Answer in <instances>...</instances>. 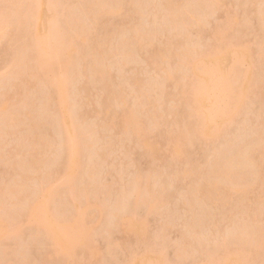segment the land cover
<instances>
[{
    "label": "rangeland",
    "instance_id": "rangeland-1",
    "mask_svg": "<svg viewBox=\"0 0 264 264\" xmlns=\"http://www.w3.org/2000/svg\"><path fill=\"white\" fill-rule=\"evenodd\" d=\"M13 1L0 0V264H59L62 258V264H68L67 261L70 264H146L148 258L151 262L147 264H218L220 260L226 264H256L254 262L258 260L260 264L261 258L264 261V176L252 180L257 174L255 168L249 169L251 165L236 162L239 159L237 155H242L245 150L239 149L242 153L233 150L243 146L246 140L245 144L249 146L254 140L257 146L258 138L264 140V132L263 135L260 132L264 129L261 127L264 126V121L261 122L264 120V19L261 16L264 0H215V6L208 0H171L179 7V11L183 10L178 14V10H174L175 15L167 10L165 4L169 0H125L122 10L105 15L96 22L92 18L96 7L94 3L102 2L108 7L117 8L119 0H41L42 17L49 16L50 6L55 5L60 9L63 4L65 7L69 5L67 9L64 7L63 10L62 6L60 10L64 17L67 15L63 19L66 21L61 20L63 17L58 14L61 26L66 27V22L70 21L71 25L68 26L72 29L76 21L80 25L76 23L74 26L77 31L85 29L86 34L76 43L80 48H77L78 55L74 54L77 67L71 65L72 69L66 71L68 76H73L68 79V102L61 107L51 93V87H47V81L44 83L41 80L62 77L65 66L55 62L46 77L40 76L39 80V76L36 78L34 73L37 70L33 69L34 65H30V62L24 65L18 48L23 40L26 43L23 42L22 46H26L29 40L25 38L27 35L18 40L17 37L24 34L22 29H28L26 31L29 34V27L20 28L19 33L17 22L23 16L14 13L19 8L16 0ZM86 5L92 7L86 9L90 12L88 14L83 10ZM131 7L136 8L133 10ZM137 7H140L139 10ZM65 11H70V15ZM77 16L83 19V23ZM76 28L73 30L76 31ZM136 32L141 33L145 40L142 49L131 43L136 42ZM218 39L227 48L216 59L196 57L207 53ZM95 45H98L99 57L92 48ZM101 47H107L108 51L103 52ZM129 47L137 51L134 48L130 51ZM186 48L188 53L184 50ZM163 50L169 53H164L165 57L161 55ZM189 54L195 57L197 64L202 59L201 62L204 61L206 66L209 64L211 67L210 63L213 64L214 69L218 65L222 75L218 69L211 68V71H217L214 74L222 76L227 85L220 92L216 106L213 105V95L210 93V96L208 93L199 96L195 104L196 112L187 104L189 81L193 75L189 73L191 70L187 64L191 57ZM96 56L101 60H96ZM235 56H244L243 61H240V57L235 65ZM101 66H104L106 74L99 77L93 71ZM235 66L242 70V74L240 78L237 76L230 81V69ZM245 69L246 72L243 71ZM172 70L177 77H174L176 75ZM167 73H173L174 78L169 80ZM194 73L193 79L198 78L207 83V74L203 75L198 70ZM25 81L30 85H25ZM229 86L231 89L228 92ZM143 87L144 90L141 89ZM150 90L148 101V96H145ZM142 91L144 94H141ZM234 97L239 101L236 107L232 104ZM139 100L144 102L139 104ZM67 103L70 105L68 108ZM3 109H6L5 113ZM127 110H137L142 114L139 116L137 113L144 122L140 126V136L134 134L129 125L121 122ZM197 113L212 114L211 135L190 134ZM3 114L9 118L6 119ZM150 117L155 123H152ZM33 121L36 122L34 128ZM5 122L13 126H5ZM75 126L80 130L79 138L76 137L77 133L75 135ZM35 135L41 138L37 139ZM74 135L77 142H80L77 145L82 146L72 166L68 161L67 150ZM35 139L39 140L37 145L46 141L47 146L44 143L38 145L39 148H33L35 145H31ZM84 140L87 142L84 143ZM259 144H264V141ZM235 151L239 153L236 160L233 158ZM227 155L230 158L223 159L222 164L234 159L236 166L229 171L234 173L228 174L229 177H221L225 180L223 185L219 178L222 186L214 188L212 193L197 192L195 189L199 183L219 181L216 175H212L213 169L222 165L221 157ZM207 178L210 180L206 181ZM242 182L247 185L245 191L231 190L232 183L239 185ZM143 190L145 192L142 193ZM193 193H199V198L192 197ZM226 193L229 195L226 199L228 202L224 201ZM150 194L159 201L154 209L148 210L147 202L143 201L151 198L146 197ZM31 206L36 210L33 216ZM36 213L42 214L41 217ZM75 217L78 219H75L74 224ZM124 217L121 225L120 218ZM85 218L88 223H84ZM41 220L44 226L40 224ZM189 222H192L191 226ZM253 223H260L257 230ZM59 225L69 230L62 228L61 231L57 229ZM67 231L78 238L75 245L77 248L72 246L74 244L64 243L67 240L61 233L68 235ZM74 231L76 235L81 233H78L80 237L75 236ZM189 231L193 232L192 235ZM252 232H255L254 236ZM246 234L250 235L247 237ZM89 247L91 252L88 251ZM86 250L87 253H84Z\"/></svg>",
    "mask_w": 264,
    "mask_h": 264
},
{
    "label": "bare ground",
    "instance_id": "bare-ground-1",
    "mask_svg": "<svg viewBox=\"0 0 264 264\" xmlns=\"http://www.w3.org/2000/svg\"><path fill=\"white\" fill-rule=\"evenodd\" d=\"M47 1V0H46ZM97 1V0H96ZM95 1V2H96ZM105 1V0H104ZM116 1H118V0H116ZM115 1V2H116ZM207 1V0H206ZM13 2H15V0L13 1ZM93 2V1H92ZM123 2L124 3H126L127 2V0H126V2H125V0H119V3H120V5H118L117 6V8L116 7H114L113 5V7H108L107 5H104V4H102V2L100 3V2H97V3H94L93 5L94 6H96L95 7V10L93 11V17H92V14H91V17L93 18V21L94 22H96L97 20H99L101 17L103 18V16H105V15H108V14H110V13H114V12H118V11H120V10H122L124 7H125V5H123ZM208 2L209 3H212V5L213 6H215V0H208ZM16 4H17V8H19V11H14V13L15 12H18V13H16V15L17 14H19L20 15V13H21V16L20 17H22L23 16V18H24V20H23V18H21V20H20V18H18L19 20H20V22L22 23H20V22H17V25H19L18 26V28H19V31H20V28L22 29L23 27H29V34H27V31H28V29H22V33L24 32V34H20V36H18L17 37V40H18V38L19 37H21L22 38V36H24L25 38H27V40H29L28 41V44H26V46L24 45V46H22L21 44L24 42V40L20 43V47L18 48L19 50H20V53H19V55H22L23 57H18V58H20L21 60H22V62H24L25 64L24 65H26V63H27V65H28V63L30 64V65H34L33 67V69L35 70V69H37L34 73L37 75H35L34 73H31V74H33V75H35L36 76V78L37 79H39L40 78V76H41V78H43V77H46V74H48L51 70H52V65L55 63V62H59V63H61L63 66H65V73L63 74V76L62 77H60V78H53V79H45L44 78V80H41V81H47V83L48 84H46L47 85V87L49 86V88L52 90V92L51 93H53L55 96L54 97H56L57 99V103H58V105L61 107L62 105H64L66 102H68V100H67V97H66V95H67V90H68V88H69V85H68V83H69V81H68V79H69V77H72V76H68L67 75V73H66V71H68V70H70V69H72V66L71 65H74V67L76 66V64H75V62H76V60H75V62H74V54H75V56L76 55H78L77 53H78V49L77 48H79L77 45H76V43H77V41H78V39L79 38H83V37H85L86 36V34H85V29H83L84 31H82L81 29H79V31H77V28L76 27H74L75 25H76V21L75 20H71V21H75V25H73V27H72V29L71 28H69V26L71 25V22L70 21H68V19H67V21H68V23L66 22V27L63 25V27L61 26L62 24H61V20H63L64 18H67V13L69 14L70 13V11L68 12V11H65L66 12V16L64 17V15H63V11H60L61 10V8H62V6L64 5H61V7H60V9H57V7L55 6H50V14H49V16L47 17V18H44V17H42V14H41V10H40V5H41V0H16V2H15ZM201 3H203V2H201ZM205 3V2H204ZM217 3V2H216ZM15 4V5H16ZM107 4V3H106ZM110 5H111V3H109ZM218 4V3H217ZM216 4V5H217ZM46 5H47V3H46ZM49 5V4H48ZM87 5H89V4H87ZM86 5V6H87ZM90 5H91V3H90ZM109 5V6H110ZM141 5V4H140ZM139 4H138V6H140ZM166 5V7H167V10L170 12V14L171 15H175V13H173V12H175V11H177L178 10V8L179 7H177L176 5H175V3L173 4L172 2H171V0H169V2L168 3H166L165 4ZM207 5V4H206ZM13 6V5H12ZM68 7H69V5H67ZM67 6L65 7V6H63V10H65V8L67 9ZM116 6V5H115ZM211 6V5H210ZM65 7V8H64ZM88 7V8H87ZM87 7H85L83 10H86V9H92V7L90 6H87ZM165 7V6H164ZM209 7V4H208V6H206V9ZM48 8V7H47ZM46 8V9H47ZM136 8V7H135ZM135 8H133V7H131V9H133V10H135ZM140 8V7H139ZM139 8L137 7V9L139 10ZM182 9V8H181ZM192 9V11H193V8H191ZM201 9V8H200ZM202 9H204V7L202 8ZM212 9V8H211ZM12 10V9H11ZM68 10H70L69 8H68ZM137 10V11H138ZM175 10V11H174ZM180 10V9H179ZM177 11V14H178V12L180 13L181 11H183V10H181V11ZM209 10H210V8H209ZM13 11V10H12ZM89 11V10H88ZM87 10L85 11L87 14L88 13H90V12H88ZM92 11V10H91ZM137 11H134L135 13H137ZM207 11V10H206ZM64 12V13H65ZM85 12L83 11V13H84V15H87V14H85ZM169 12H167L168 14H169ZM197 12H198V10H197ZM204 12H205V10H204ZM7 13V12H6ZM5 13V14H6ZM62 13V14H61ZM58 14H60V17H63L61 20L58 18L59 16H58ZM8 15V14H7ZM62 15V16H61ZM70 15V14H69ZM71 15H72V13H71ZM171 15H169V19H171L170 18V16ZM262 16V18L264 19V11H263V14L261 15ZM76 17V16H75ZM86 17H89V16H86ZM91 17H89L90 19H92ZM11 18V17H10ZM70 18H73V17H71L70 16ZM77 18H78V16H77ZM7 20H10V19H8V17L6 18ZM175 19V18H174ZM180 19V18H179ZM4 20H5V18H4ZM18 20V21H19ZM78 20H81V23H83V19L81 18V19H79L78 18ZM178 19L176 18V21H177ZM17 20H15L14 22H16ZM63 21H66V20H63ZM63 21H62V23H63ZM175 21V22H176ZM181 21V20H180ZM179 21V22H180ZM264 21V20H263ZM10 22H13V21H10ZM13 22V23H14ZM70 22V23H69ZM79 22V21H78ZM7 23H9V22H7ZM19 23V24H18ZM21 24V25H20ZM65 24V23H64ZM68 24H70L69 26H68ZM78 24V23H77ZM85 24V23H84ZM262 24V23H261ZM12 25H14V24H12ZM17 25H15L16 27H17ZM79 25V24H78ZM83 25V24H82ZM86 25V24H85ZM264 25V24H263ZM21 26V27H20ZM80 26V25H79ZM84 26V25H83ZM82 27V26H81ZM73 28H76V31H75V29L73 30ZM84 28V27H83ZM264 29V28H263ZM24 30V31H23ZM27 30V31H26ZM141 32V31H140ZM19 33H21V31L19 32ZM136 34V42L135 43H133V42H131L132 44H133V46H138L139 48H141V47H143L144 45V38H143V35L140 33L139 34V32H136L135 33ZM143 34H145L144 32H143ZM19 35V34H18ZM142 35V36H141ZM146 37V36H145ZM20 39V38H19ZM148 39V38H147ZM217 42V43H216ZM215 42V46H213L212 48L210 47V49L207 51V53L205 52V54H197L198 56H196V57H205V58H209V59H216V56H218L220 53H222L226 48H227V45H224V44H222V40H220V39H218V41H216ZM18 44H19V42H17ZM24 43H26V41L24 42ZM95 43V42H94ZM93 43V44H94ZM96 43H98V42H96ZM100 43V42H99ZM184 43H186V42H184ZM102 44V43H101ZM101 44H98L99 46L101 45ZM104 44L105 45H107V42L105 43L104 42ZM134 44H136V45H134ZM213 44V43H212ZM98 45H95V46H92V48L94 49V51L96 52V55L99 57V54H97V52H98ZM128 45V44H127ZM142 45V46H141ZM185 45V44H184ZM187 45V44H186ZM28 46V47H27ZM110 46V45H109ZM181 47H182V45H180ZM22 47V48H21ZM25 49H24V48ZM26 47L28 48V49H26ZM126 46H124V48H125ZM21 48V49H20ZM103 47H101V50L103 51V52H105V50H107L108 51V49H107V47H106V49H105V47L102 49ZM123 48V49H124ZM130 48V51H131V49H133V48H131V47H129ZM129 48H126V50L127 51H129L128 49ZM137 48V47H136ZM136 48H134V50L135 51H137L136 50ZM169 48V47H168ZM240 48V47H239ZM80 49V48H79ZM99 49H100V47H99ZM142 49V48H141ZM182 49V48H181ZM19 50H18V52H19ZM21 50H23V51H21ZM24 50H26V51H24ZM92 50V49H91ZM110 50V49H109ZM125 50V51H126ZM166 50V49H165ZM165 50H163V53H161V51H160V53H161V55H163L164 53H167V52H165ZM180 50V49H179ZM183 50V49H182ZM184 50H186L185 52H187V51H189V50H187V48L186 49H184ZM133 51V50H132ZM191 51V50H190ZM195 51V50H194ZM18 52H17V54H18ZM24 52V53H23ZM80 52V51H79ZM110 52V51H109ZM124 52V51H123ZM170 52V51H169ZM192 52V51H191ZM190 52V54H193V53H191ZM239 52V51H238ZM250 52V51H249ZM262 52H264L263 50H262ZM21 53H23V54H21ZM92 53H94V52H92ZM111 53V52H110ZM125 53L126 52H124V55H125ZM130 53V52H129ZM133 53H135L134 51H133ZM188 53V52H187ZM95 54V53H94ZM100 54H103V53H101L100 52ZM107 54V53H106ZM112 54V53H111ZM128 54V53H127ZM169 53H167V55H168ZM171 55H172V53H170ZM183 54V53H182ZM189 54V55H190ZM250 54V56L249 57H251V53H249ZM108 55H109V53H108ZM108 55H106V56H108ZM123 55V54H122ZM174 55V54H173ZM195 55V54H194ZM193 55V56H194ZM95 57L96 58V60H97V58L98 57ZM102 56H104V54L102 55ZM101 56V58H103ZM129 56H131V53L129 54ZM133 56V55H132ZM175 56V55H174ZM182 56V55H181ZM180 55L178 56V57H181ZM191 56V55H190ZM125 57H128V56H125ZM163 57H165V54H164V56ZM169 57V56H168ZM172 57V56H171ZM185 57V56H184ZM184 57H182V58H184ZM187 57V56H186ZM185 57V58H186ZM241 57V56H240ZM240 57H237V56H235V60L237 61V62H235V60H234V64L236 65V63H238L239 62V59L238 58H240ZM243 57L244 56H242L241 57V59H240V61L242 60L243 61ZM18 58H17V60L16 61H18ZM129 58V57H128ZM182 58H180L181 59V61H182ZM94 59V58H93ZM99 59V61L101 60L100 58H98ZM104 59V58H103ZM103 59H102V61H103ZM125 59H127V58H125ZM251 59V58H250ZM21 60H19V62H20V64L21 65H23L22 63H21ZM95 60V59H94ZM179 60V59H178ZM186 60V59H185ZM202 60V59H201ZM201 60L199 61L198 60V64L195 62V57H190L189 58V60H187V64H188V67H189V70H191L189 73H192L193 75L195 74L194 72H195V70H198V72H201V74L203 73V75H204V73L205 74H207L208 75V78H207V83L205 84V81H203V79H202V81L203 82H201L198 78H196V79H193V75H192V80L191 81H189L190 82V89L187 91V104L190 106V108H192L193 109V111H195L196 112V109H195V104H196V102H197V100L199 99V96L201 95V94H203V93H208V95H209V93H210V95L212 94L213 96H211V97H213L212 98V100H213V105L214 106H216L217 104H218V100L220 99L219 97L221 96V91L223 92L224 91V86L225 85H227L226 84V82H225V79L222 77V76H219V74H220V70H219V68H218V65L216 64V61H214L215 62V69L212 67L213 66V64H211L209 61H208V63H210V65H211V67H209L208 65L206 66V64H204V61H202L201 62ZM13 61H15V60H13ZM241 61V62H242ZM19 62H16L15 64H19ZM32 62V63H31ZM74 62V63H73ZM93 62H95V61H93ZM98 62V61H97ZM104 62V61H103ZM201 62V63H200ZM98 63H100V62H98ZM97 63V64H98ZM204 65H203V64ZM232 63H233V61H232ZM102 64V63H101ZM201 64V65H200ZM93 66H94V64H92ZM97 66V65H96ZM98 66H100V65H98ZM97 66V67H98ZM105 66V65H104ZM104 66L102 67H100V69L98 68H96L93 72L95 73V71H96V73L95 74H97L99 77H102V76H104L105 74H106V70L104 69L103 70V68H104ZM206 66V67H205ZM71 67V68H70ZM73 67V69H75ZM77 67V66H76ZM186 67V66H185ZM188 67H187V70H188ZM236 67V66H235ZM232 67V69H230L231 70V75H229V77H231L232 79L230 80V81H233V80H235L236 79V77L238 76H240L241 77V72H242V70H240V69H238V67ZM213 70H217L218 69V72H219V74L218 75H216V74H214L215 72H217V71H215V72H213V71H211L212 69ZM235 68V70L234 71H232L233 69ZM33 69H32V71H33ZM93 69V68H92ZM171 70V69H170ZM169 70V71H170ZM238 70V71H237ZM173 71V70H172ZM227 71H229V70H227ZM244 72H246L247 70L245 69V70H243ZM37 72V73H36ZM70 73H72L73 71H69ZM171 72V71H170ZM174 72V71H173ZM217 72V73H218ZM234 72V73H233ZM237 72V73H236ZM240 72V73H239ZM77 73V72H76ZM175 73V72H174ZM188 73V74H189ZM230 73V71L227 73V74H229ZM38 74H40V75H38ZM78 74V73H77ZM173 74V73H172ZM171 73H167V77L169 78V80H170V78H174V77H177V75H176V73L174 74V75H176V76H174V75H172ZM238 74H240V75H238ZM252 74H254V73H252L251 72V75ZM32 75V76H33ZM71 75V74H70ZM74 75H75V72H74ZM220 75H222V74H220ZM243 75H245V73L243 74ZM243 75H242V77H243ZM250 75V79H251V77L253 76H251ZM256 75V74H255ZM31 76V77H32ZM174 76V77H173ZM179 76H181V75H179ZM196 77V76H195ZM239 77V78H240ZM35 78V77H34ZM35 78V79H36ZM201 78V77H200ZM244 78V77H243ZM242 78V79H243ZM186 79V78H185ZM185 79H184V82H185ZM188 79H189V77H188ZM40 80V79H39ZM23 81V80H22ZM28 81V80H27ZM70 81H71V79H70ZM178 81V80H177ZM180 81V80H179ZM26 82V81H25ZM42 82V83H43ZM181 82V81H180ZM187 82V81H186ZM45 83V82H44ZM242 83V82H241ZM137 84H139V83H137ZM181 84V83H180ZM187 84H189V83H187ZM25 85H30V84H28L27 82H26V84ZM32 85V84H31ZM45 85V86H46ZM184 86V85H183ZM25 87V86H24ZM29 87V86H28ZM46 87V88H47ZM142 87V86H141ZM145 87V86H144ZM144 87L143 88H141L142 90H144ZM240 87H241V85H240ZM48 88V89H49ZM149 88V87H148ZM185 88H187V85L185 86ZM149 89H151V88H149ZM148 89V90H149ZM230 89H231V86H229V90H228V92L230 91ZM50 90V91H51ZM147 90V89H146ZM145 90V91H146ZM186 90V89H185ZM184 90V91H185ZM49 91V92H50ZM247 91H248V89H247ZM253 91V90H252ZM151 92V90L150 91H148L147 92V95H146V92H145V98L148 96V101L150 100V97H149V95L150 94H148V93H150ZM144 94V91H142L141 92V94ZM254 93H256V91H254ZM254 93H252V94H254ZM48 94V93H47ZM52 94V95H53ZM141 94L139 95V96H141ZM151 95H152V93H151ZM209 95V96H210ZM139 98V97H138ZM141 98H144V97H141ZM141 98H139V99H141ZM152 98H153V96H152ZM151 98V99H152ZM237 98L236 97H234L233 98V100H232V104H233V106L234 107H236V105L238 104V100H236ZM143 100H145V99H143ZM143 100H139V104H141V102H144ZM155 100V99H154ZM146 103V102H145ZM144 103V104H145ZM8 104V102H6V105ZM242 104V103H241ZM5 105V106H6ZM70 106V105H69ZM68 106V103H67V108L69 107ZM240 106V105H239ZM5 108V107H4ZM63 108V107H62ZM189 108V109H190ZM239 108V107H238ZM237 108V109H238ZM30 109V108H29ZM198 109V108H197ZM2 109H0V111H1ZM4 110V113H5V111H6V109H3ZM69 110V109H68ZM67 110V111H68ZM137 110H139V109H137ZM137 110H132V111H134V112H132L131 110L130 111H124V114L122 115V117H121V122L122 123H124V124H127V125H129V127L131 128V130H132V132L134 133V134H136V135H138V136H140L139 134H140V126L144 123L143 122V120L141 119V117H139L140 115H142V114H140V112L138 113L137 112ZM28 111V110H27ZM30 111H31V109H30ZM6 113H8V112H6ZM28 113V112H27ZM30 113V112H29ZM28 113V114H29ZM139 114V116H138V114ZM5 117H6V115L7 114H3ZM212 115V114H211ZM210 115V113H206V115H199L198 113L196 114V118H195V116H194V118L196 119L195 120V123H194V125L191 127V128H193V132L192 133H190L191 135H193L194 136V133H201V134H204V135H211L212 133H213V127H211L212 128V130H210V122H213L212 120H213V117ZM12 116H14V115H12ZM32 116V115H31ZM30 116V118H32ZM154 116H156V115H154ZM8 118H9V116H7ZM7 117H6V119H7ZM59 117V116H58ZM69 117H70V114H69ZM73 117V116H72ZM151 117L153 118V119H156L155 117H153L152 115H151ZM150 117V118H151ZM157 117V116H156ZM4 118V117H3ZM28 118H29V116H28ZM151 118V120H152V123H155L154 121H153V119ZM193 118V117H192ZM26 119H27V117H26ZM59 119V118H58ZM74 119V118H73ZM77 119H78V117H77ZM77 119H75L76 121H77ZM31 120V119H30ZM7 121V120H6ZM58 121V120H57ZM119 121V120H118ZM118 121H117V123H118ZM156 121V120H155ZM192 121H194V120H192ZM263 119H262V123H263ZM9 122H11V121H9ZM34 122L35 121H33V124H32V127L34 128ZM71 122H72V119H71ZM113 122V121H112ZM6 123V122H5ZM36 123V122H35ZM58 123H60V122H57V124ZM78 123V122H77ZM116 123V122H115ZM7 124V123H6ZM12 124H14V123H12ZM79 124V123H78ZM108 124H110V123H108ZM9 125H11V123H9ZM8 124L7 125H5V126H9ZM113 125H117V124H113ZM262 125V124H261ZM13 126V125H12ZM12 126H9V127H12ZM15 126V125H14ZM30 126H31V124H30ZM60 126V125H59ZM74 126V125H73ZM76 127H78V126H75V130H76V132H75V135H76V133L78 134V131H80V130H77L76 129ZM80 127V126H79ZM109 127V126H108ZM120 128H122L121 127V125L119 126ZM118 127V128H119ZM261 127H264V126H261ZM261 127H259V128H261ZM7 128V127H6ZM31 128V127H30ZM33 128H31V129H33ZM94 128V127H93ZM111 128H112V126H111ZM116 128V127H115ZM90 129V128H89ZM96 129V128H95ZM34 130V129H33ZM74 130V129H73ZM74 130V131H75ZM94 130V129H93ZM92 130V131H93ZM127 130V129H126ZM125 130V131H126ZM261 130V129H260ZM259 130V131H260ZM38 131V130H37ZM60 131H62V129L60 130ZM36 132V131H35ZM128 132H130V130L128 131ZM261 133L262 132H264V129L262 130V131H260ZM40 133V132H39ZM41 133H43V132H41ZM62 133V132H61ZM80 133V132H79ZM87 133V132H86ZM95 133H97V132H95ZM126 133V132H125ZM35 134V133H34ZM37 134V133H36ZM88 134V133H87ZM87 134H85L84 136H86ZM94 134V133H93ZM132 134V133H131ZM189 134V135H190ZM257 134H260V133H258L257 132ZM75 135L74 136H72L71 137V139H72V141L70 142V144L68 145V150H67V155H68V161H69V163H70V165H74L75 163H76V155H78V150H79V148L82 146V145H77L78 143L80 144V142L78 141L77 142V140H76V137H78L79 138V134H78V136H76L75 137ZM95 135V134H94ZM93 135V136H94ZM255 135V134H254ZM254 135H253V137H254ZM262 135H263V133H262ZM36 136V135H35ZM35 136H33V137H35ZM46 136V135H45ZM257 138H258V136L257 135H255ZM264 136V135H263ZM39 137L40 136H36V138L37 139H39ZM62 137H64V136H62ZM192 137V136H191ZM253 137H251V138H253ZM259 137H260V135H259ZM41 138V137H40ZM77 138V139H78ZM83 137H81V139H82ZM37 139H35V142L33 143V145H31V146H34L35 145V147H33V148H39V146L38 145H40V146H42V145H45L46 144V141L45 142H42L43 144L41 145V142L37 145V143L36 142H39V140L38 141H36ZM32 140V139H31ZM43 140H45L44 139V137H43ZM62 140H63V138H62ZM75 140V141H74ZM79 140V139H78ZM88 140V139H87ZM246 140V139H245ZM257 140V139H256ZM41 141V140H40ZM246 141H248V140H246ZM245 141V142H246ZM255 141V140H254ZM254 141H252V143L250 144V146L249 145H247L248 143H246L245 144V142L243 141V143L245 144H243V146H244V148H243V146L241 145V147L240 148H238V144H241V143H238L237 144V148L238 149H233V150H236V151H238L239 149H244L245 151H243L244 153L242 154V155H240L239 153H236V151L235 152H233V153H236L235 155L234 154H232V156L234 155V159L237 157V156H239V159H235L236 160V162L237 163H239V161H241L244 165L245 164H248V165H251L250 167H249V169L252 167V169L253 168H255V170L254 171H256V173L258 174H256V175H254V179H252V180H258V179H260V178H262L263 176H264V174H262V171H264V144H259V143H263V141H262V137L261 138H258V141H259V143H258V145L257 146H255L256 145V141L254 142ZM262 141V142H261ZM81 142H82V140H81ZM85 142H87V141H85L84 140V143ZM45 143V144H44ZM230 143V142H229ZM46 146H47V144H46ZM79 146V147H78ZM229 146V145H228ZM240 146V145H239ZM246 146L248 147L247 148V150H246ZM231 147V146H230ZM250 147V148H249ZM32 148V147H31ZM30 148V149H31ZM235 148H236V145H235ZM34 150V149H33ZM31 151H32V149H31ZM35 151H38V149L37 150H35ZM81 151V150H80ZM240 151V150H239ZM81 153V152H80ZM230 153H232V150H231V152ZM240 153H242V150L240 151ZM31 154V153H30ZM34 155H35V153H33ZM32 154V155H33ZM237 154H239V155H237ZM229 155V154H228ZM228 155L227 156H225L224 158L223 157H221L222 158V160L223 159H225L226 157V160L227 159H229L230 157H228ZM237 155V156H236ZM103 157V156H102ZM80 158V157H79ZM101 158V157H100ZM220 158V159H221ZM105 159V158H104ZM232 159V158H231ZM234 159H232L231 160V162H229V163H227L228 161H226L225 163L226 164H222V163H224V160H223V162H220V164H222V165H217V166H219L218 168L214 165V168L216 167V169H213L214 170V172H213V174L212 175H216V177L218 178H216L217 180H219V178H221V177H223V178H225V177H227V175L228 174H232V173H234V172H231V173H229V171L232 169V168H234V166H236V163L235 162H233V160ZM219 160V159H218ZM217 160V161H218ZM222 160H219V161H222ZM215 164H216V162H215ZM243 164H241L240 163V165H242V167H244V165ZM247 165V166H248ZM241 167V166H240ZM240 167H238V168H240ZM211 169H212V167H211ZM210 169V170H211ZM242 170H243V168H242ZM241 170V171H242ZM245 170V169H244ZM243 170V171H244ZM238 171H240V170H238ZM211 172V171H210ZM236 172V171H235ZM259 172H260V174L261 175H259ZM90 173V172H89ZM209 173V172H208ZM89 175V174H88ZM209 175H210V177H211V174L209 173ZM208 175V176H209ZM226 175V176H225ZM263 175V176H262ZM90 176V175H89ZM207 176V177H208ZM260 176V178H258ZM262 176V177H261ZM137 177V176H136ZM228 177H229V175H228ZM258 179H257V178ZM214 177H212V179H213ZM253 178V177H252ZM137 179V178H136ZM135 179V180H136ZM206 179V178H205ZM208 179L209 178H207V180L206 181H208ZM263 179H264V177H263ZM138 180V179H137ZM210 180V179H209ZM220 180H221V182H220ZM219 181H215L214 180V183H213V181L212 180H210V183L209 182H203V183H199L198 185H197V187H196V191L197 192H203V191H206V192H208V193H212L213 192V189L214 188H218L219 189V187H221L222 185H223V183H225V180H222V178L220 179ZM226 180L227 181H229L228 180V178H226ZM251 180V181H252ZM212 181V182H211ZM224 181V182H223ZM226 181V182H227ZM222 184V185H220V183ZM254 182V181H253ZM261 182V181H260ZM237 183H240V182H237ZM247 183V182H246ZM259 183V182H258ZM136 184H137V182H136ZM242 184H243V182H242ZM242 184H236V183H232V185H231V190L232 191H240V192H242V191H245V189H246V187H247V185H245V183L243 184L244 186H242ZM194 187H195V185H194ZM12 190V189H11ZM145 190V189H144ZM141 191L142 193L143 192H145V191H147V190H145V191ZM0 191H2V190H0ZM148 192V191H147ZM195 192V191H194ZM206 192H203V193H205V194H207ZM0 194H1V192H0ZM5 194V193H4ZM195 194V195H194ZM139 195H141L140 193H139ZM144 195V194H143ZM143 195H141V196H143ZM165 195V194H164ZM197 195H199V193L198 194H196V193H193V195H192V197H195L196 196V198L195 199H197V198H199V197H197ZM140 196V197H141ZM149 196H151V198H149V199H147L146 201L144 200L143 202L145 203V202H147V207H148V210L150 209H154V207H155V205H156V202L157 201H159V200H155L154 198H152V195L150 194V195H148V196H146L147 198L149 197ZM139 197V196H138ZM229 197V195H228V193H226V195H225V200L224 201H226V202H228L226 199ZM140 199V198H139ZM139 199H138V201H139ZM143 199V198H142ZM146 199V198H145ZM34 200V199H33ZM32 200V201H33ZM119 202V201H118ZM39 203V202H38ZM159 203V202H158ZM36 204H37V202H36ZM35 204V207L37 208V205ZM120 204V203H119ZM122 204V203H121ZM39 205V204H38ZM223 206H225V205H223ZM35 207L34 206H31V208H30V211H31V213H33L32 214V216L33 215H35V212H36V210H35ZM39 208H37V210H38ZM79 209V208H78ZM78 209H77V211H78ZM83 210V209H82ZM254 210V209H253ZM35 211V212H34ZM84 211V210H83ZM250 211H252V209L250 210ZM150 212V211H149ZM253 212V211H252ZM40 213H42L41 211H40ZM85 213V212H84ZM118 213V212H117ZM37 214H39V213H36V215ZM79 214H81V213H78V215ZM119 214V213H118ZM123 214V213H122ZM121 214V215H122ZM40 215H42V214H39V216ZM82 215H83V213H82ZM81 215V216H82ZM85 215V214H84ZM91 215V214H90ZM38 216V215H37ZM43 216H45L44 215V213H43ZM92 216V215H91ZM115 216H116V213H115ZM41 217V216H40ZM71 217H72V215H71ZM44 218V217H43ZM43 218H42V220H43ZM69 218H70V216H69ZM83 218V217H82ZM91 218V217H90ZM93 218V217H92ZM119 218V217H118ZM126 217H124V218H120V224L121 225H123V223H124V219H125ZM37 219V218H36ZM40 219V218H39ZM75 219H78V218H74L73 219V221H74V224L76 223V221H75ZM84 219V218H83ZM86 220H84L83 222L84 223H88V222H86L87 221V218H85ZM140 220H141V218H139ZM143 219V218H142ZM42 220L40 221V224L41 225H43L41 222H42ZM70 220V219H69ZM94 220V219H93ZM39 220H37V222H38ZM47 221V220H46ZM88 221H90V220H88ZM43 222H44V220H43ZM79 222V221H78ZM77 222V223H78ZM81 222H82V220H81ZM80 222V223H81ZM119 222V221H118ZM36 223V222H35ZM47 223V222H46ZM83 223V224H84ZM143 223V222H142ZM190 223H192V222H189V224ZM37 224V223H36ZM119 224V223H118ZM188 224V225H189ZM253 224H256V227H255V229L257 230V226H259V224L260 223H253ZM253 224H251V225H253ZM4 225V224H3ZM38 225H39V223H38ZM47 225H48V223H47ZM46 225V226H47ZM78 225H80L79 223H78ZM141 225V224H140ZM245 226L247 225V224H244ZM1 226H2V224H1ZM0 226V227H1ZM37 226V225H36ZM40 226V225H39ZM38 226V227H39ZM44 226V225H43ZM61 225H59V226H57V229H60L61 231H63V230H65V229H67V230H69V228H63V227H65L64 225L63 226H61ZM69 226V225H68ZM120 226V225H119ZM189 226H191V224L189 225ZM240 226V225H239ZM243 226V225H242ZM249 226H250V224H249ZM59 227V228H58ZM67 227V226H66ZM80 227V226H79ZM82 227V226H81ZM186 227V226H185ZM251 227V226H250ZM253 227V226H252ZM62 228H63V230H62ZM186 228H188V227H186ZM190 228V227H189ZM192 228V227H191ZM194 228V227H193ZM196 228H199V227H197L196 226ZM237 228V227H236ZM254 228V227H253ZM39 229H41V228H39ZM49 229V228H48ZM83 228H81V230H82ZM140 229V228H139ZM142 229V228H141ZM240 229H241V226H240ZM249 229V228H248ZM259 229H260V227H259ZM258 229V230H259ZM59 230V231H60ZM78 230H79V228H78ZM86 230V229H85ZM187 230V229H186ZM191 230H193V232H194V229H191ZM196 230V229H195ZM1 231V230H0ZM53 231V230H52ZM60 231V232H61ZM76 231V230H75ZM74 231V232H75ZM236 231H237V229H236ZM242 231V230H241ZM249 231H252V230H249ZM66 232V231H65ZM65 232L64 233H61L62 234V236H65V237H63V238H65V240H67V242H64L65 244H67V245H72V244H74V245H72L73 247H75V245H76V241L78 240V238L76 237H74L73 235H72V233L70 232V231H67L69 234H71L70 236H69V234L67 235V234H65ZM73 232V231H72ZM83 232V231H82ZM190 232V231H189ZM193 232H190V234L191 233H193ZM79 233V232H78ZM77 233V235H79V234H81V233H79L78 234ZM84 233H85V231H84ZM87 233V232H86ZM185 233V232H184ZM238 233H240V232H238ZM247 233V232H246ZM255 233V232H254ZM253 232H252V235L254 234ZM64 234V235H63ZM83 234V233H82ZM258 234V233H257ZM58 235V234H57ZM76 235V232H75V236H77ZM86 235V234H85ZM192 235V234H191ZM233 235H235L234 233H233ZM240 234H238V236H239ZM247 235V234H246ZM248 235H250V234H248ZM248 235H247V237H248ZM60 236V235H59ZM254 236V235H253ZM78 237H80V235L78 236ZM194 237H195V235H194ZM193 237V238H194ZM243 237V236H242ZM245 237V236H244ZM258 237V236H257ZM183 238V237H182ZM185 238V237H184ZM196 238L198 239V237L196 236ZM250 238V237H249ZM80 239V238H79ZM251 239V238H250ZM255 239H256V237H255ZM259 238H257V240H258ZM64 240V239H63ZM187 240V239H186ZM194 240H195V238H194ZM199 240H200V237H199ZM235 240H237L236 238H235ZM88 241V240H87ZM237 241H239V240H237ZM253 241V240H252ZM48 242L50 243V241L48 240ZM182 242V241H181ZM256 242V241H255ZM264 242V241H263ZM112 243V242H111ZM190 243V242H189ZM56 245V244H55ZM80 245V244H79ZM109 245V244H108ZM259 245H260V242H259ZM78 246V245H77ZM90 246V245H89ZM93 246V245H92ZM113 246V245H112ZM181 246V245H180ZM186 246H188V244L186 245ZM185 246V247H186ZM263 247H264V245H262ZM50 247V246H49ZM55 247H57V246H55ZM79 247H81V245L79 246ZM83 247V246H82ZM72 248V247H71ZM75 248H77V247H75ZM180 248V247H179ZM51 249V248H50ZM83 249V248H82ZM92 249H93V247H92ZM252 249V248H251ZM250 249V250H251ZM49 250V249H48ZM182 250H185V249H182ZM244 250V249H243ZM83 251H84V249H83ZM88 251H92L91 250V247H89L88 248ZM240 251H242L241 249H240ZM249 250H247V252H248ZM254 251V250H253ZM258 251H259V248H258ZM182 252V251H181ZM185 252V251H184ZM183 252V253H184ZM250 252V251H249ZM256 252V251H255ZM84 253H87V250H86V252H84ZM178 253H179V251H178ZM261 253V252H260ZM262 253H264L263 251H262ZM50 254V253H49ZM256 254H258V252H256ZM58 255V254H57ZM183 255V254H182ZM186 255V254H185ZM254 255H255V253H254ZM259 255H262V254H259ZM178 256H179V254H178ZM257 256V255H256ZM53 257V256H52ZM62 257H64V256H62ZM56 258H57V256H56ZM256 258V257H255ZM63 259V258H62ZM62 259H59L60 261V263L62 264ZM65 259V258H64ZM149 260L148 261H150V258H148ZM262 259V258H261ZM260 259V264H264V261L263 260H261ZM57 261H58V259H56ZM66 260H68V259H66ZM257 260V259H256ZM147 261V260H146ZM148 261L146 262V264L148 263ZM58 262V263H59ZM68 262V264H70L69 263V261H67ZM151 262V261H150ZM258 262V260L257 261H255L254 263H256V264H258L257 263ZM59 263V264H60ZM64 264V263H63ZM218 264H226V262H224V261H222V260H220V262H218Z\"/></svg>",
    "mask_w": 264,
    "mask_h": 264
}]
</instances>
